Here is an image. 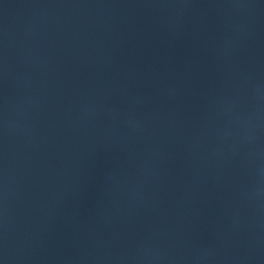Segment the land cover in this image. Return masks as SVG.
<instances>
[{"label": "water", "instance_id": "obj_1", "mask_svg": "<svg viewBox=\"0 0 264 264\" xmlns=\"http://www.w3.org/2000/svg\"><path fill=\"white\" fill-rule=\"evenodd\" d=\"M186 189L264 264V0H72Z\"/></svg>", "mask_w": 264, "mask_h": 264}]
</instances>
